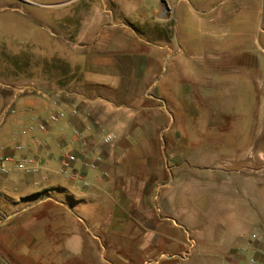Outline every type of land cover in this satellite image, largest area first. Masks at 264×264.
<instances>
[{"label":"crops","instance_id":"0c3cea01","mask_svg":"<svg viewBox=\"0 0 264 264\" xmlns=\"http://www.w3.org/2000/svg\"><path fill=\"white\" fill-rule=\"evenodd\" d=\"M147 8H151L156 22L146 21ZM93 9L90 19L77 23L81 27L74 23L63 25L66 28L60 40L76 42L88 49L73 59L59 51L70 58L75 76L66 85L56 86L54 96L0 87V145L11 156L15 154L14 145L22 143L30 152L41 156L43 166L39 173L32 175L21 172L0 175V229L8 227L0 237L15 246H32L44 234L50 210L61 215L66 209L73 217L71 243L77 242L74 230L80 222L89 231L96 228L100 233H114L128 229L129 217L142 240L144 234L159 232L161 222L174 214L183 221L170 218L173 225L186 230L193 215L189 206L192 198L201 193L204 185L208 192H213L211 189L218 182L181 174L182 164L193 162L186 155L185 142L171 134L165 141L171 114L163 109L161 56L171 57L172 49L167 43L150 41L170 40L174 31H181L188 38L194 33L201 45L212 52L208 53L211 57L253 58L257 64L243 62L236 68L222 64L216 70L205 69L202 79L208 80L209 73H238L242 69L254 85L249 95L260 104V113L264 114V7L263 4L259 7V0H107V17L102 15L100 7L94 5ZM149 24L151 33L139 32L134 27ZM165 27L167 32H163ZM67 87L70 91H66ZM182 90L179 96L186 107V97L192 98L194 92L188 86ZM58 109L65 110L67 116L49 125L46 132H22ZM72 109H76L75 114H71ZM75 128L81 131V139L74 136ZM107 134L113 138L104 143L103 137ZM35 137L45 144L35 143ZM82 149L90 158H100L95 169L79 162L75 164L89 186L76 190L68 184H59L55 176L61 156L66 151L80 153ZM227 172L222 181L226 186L220 192H213L211 201L234 200L227 187L231 177ZM162 178L164 182L160 181ZM233 183L238 185V179ZM154 191L160 195H153ZM146 194L150 200H158L154 210L168 215L155 220L153 209L151 212L150 205L143 202ZM69 196L71 205L65 203ZM107 196L106 224L104 214L88 213L84 206L99 209ZM249 218L253 226L250 235L245 236L241 229L236 231L233 244L222 246L219 254L222 260L230 264H246L252 258L264 260V226L260 224L264 222V205ZM52 225L63 228L61 222ZM256 232H261L260 236ZM176 242V247L182 243Z\"/></svg>","mask_w":264,"mask_h":264},{"label":"rangeland","instance_id":"374dc122","mask_svg":"<svg viewBox=\"0 0 264 264\" xmlns=\"http://www.w3.org/2000/svg\"><path fill=\"white\" fill-rule=\"evenodd\" d=\"M262 4L264 7V0H259L260 8ZM94 5L107 17V0H0V87L10 89L9 86L30 83L48 97L54 96L56 86L66 85L75 76L70 58L59 51L73 59L88 49L76 42L60 40L66 28L63 25L74 23L81 27L77 23L94 15ZM145 13L146 21L156 22L151 8L145 9ZM150 25L134 27L139 32L151 33ZM165 28L161 32H167ZM154 41L150 42L167 43L172 49L171 57L161 56L163 109L171 114L165 141L168 134L184 141L186 155L193 158V162L182 164L181 174L218 182L211 189L216 193L226 186L222 181L228 171L234 179L229 176L227 184L234 200L211 201L213 192H208L204 185L200 193L197 186L199 194L192 198L190 205L186 203L187 212L191 207L193 213L186 226L188 235L182 227L173 225L170 218L180 223L183 220L171 214L161 222L159 232L144 234L142 240L128 217V229L114 233H100L96 228L89 231L80 222L74 230L77 242L71 243L73 217L66 209L61 215L50 210L48 226L32 246H15L0 237V264H230L219 256L222 246L232 245L233 235L240 229L245 236L250 235L253 226L249 215L264 205V114L260 113V104L249 95L254 85L248 73L238 68V73H209V79L205 80L202 71L216 70L222 64L236 68L257 62L251 57H211L208 53L212 52L201 45L194 33L188 38L181 31H174L170 40ZM185 86L192 87L194 92L192 98L186 97V107L179 96ZM66 89L70 91L69 87ZM55 179L59 184H68L61 176ZM235 179L238 185L233 183ZM153 195L160 194L154 191ZM108 197L99 209L84 206L88 213L104 214L106 224ZM144 198V204L150 205L151 212L153 209L155 220L168 215L154 210L158 200H150L148 194ZM65 203L71 205L72 197L66 198ZM56 222H61L63 228L53 227ZM263 223L260 224L264 226ZM7 228L1 226L0 233ZM256 233L258 237L261 232ZM176 240L181 245L176 247Z\"/></svg>","mask_w":264,"mask_h":264},{"label":"built area","instance_id":"2783aa9c","mask_svg":"<svg viewBox=\"0 0 264 264\" xmlns=\"http://www.w3.org/2000/svg\"><path fill=\"white\" fill-rule=\"evenodd\" d=\"M10 89H16L18 92L25 93L29 91L36 92L40 95H46L41 89L37 88L33 84L25 83L18 86H9ZM56 100H54V103ZM76 109L71 110V114H75ZM67 116V112L63 109L51 111L46 120L37 123L36 125L27 126L22 132H32L38 130L40 132H46L50 124L57 123L61 119ZM73 134L76 138L81 139V131L77 128L73 130ZM112 135L107 134L103 137V142L108 143L112 140ZM34 142L39 145H44L45 141L40 138H34ZM7 148L0 145V175H8L12 172H21L26 175H32L39 173L42 166V158L38 154L30 152L26 146L22 143L14 145V155L5 154ZM100 161L99 157L90 158L83 149L80 153L73 151H66L60 158L57 174L65 178L69 186L73 189H82L89 186V181L86 179L84 173L76 167V163L79 162L82 166L95 169ZM246 264H264V260L252 258Z\"/></svg>","mask_w":264,"mask_h":264}]
</instances>
